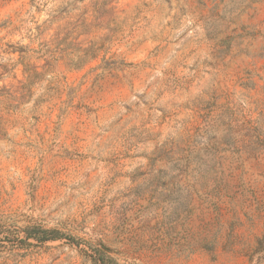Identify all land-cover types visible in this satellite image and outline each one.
Masks as SVG:
<instances>
[{
    "label": "rangeland",
    "instance_id": "rangeland-1",
    "mask_svg": "<svg viewBox=\"0 0 264 264\" xmlns=\"http://www.w3.org/2000/svg\"><path fill=\"white\" fill-rule=\"evenodd\" d=\"M34 224L82 243L13 246ZM263 235L264 0H0V264H252Z\"/></svg>",
    "mask_w": 264,
    "mask_h": 264
},
{
    "label": "trees",
    "instance_id": "trees-1",
    "mask_svg": "<svg viewBox=\"0 0 264 264\" xmlns=\"http://www.w3.org/2000/svg\"><path fill=\"white\" fill-rule=\"evenodd\" d=\"M20 233L17 237L13 239V246L18 248L26 249L30 245H34L31 240L36 242L45 243L48 241H57L62 239H70L75 241L76 244L80 245L82 242L73 238L71 234L66 233L58 228H48L43 225L34 224L26 225L19 231ZM74 239V240H73ZM5 239L0 236V250L5 246ZM107 251L109 248L102 246L93 248L94 264H120L112 256L109 255ZM252 264H263L264 263V235L259 239L257 247L252 255Z\"/></svg>",
    "mask_w": 264,
    "mask_h": 264
}]
</instances>
